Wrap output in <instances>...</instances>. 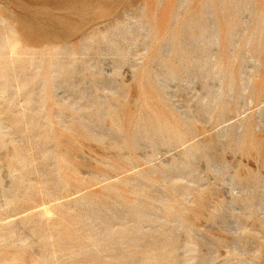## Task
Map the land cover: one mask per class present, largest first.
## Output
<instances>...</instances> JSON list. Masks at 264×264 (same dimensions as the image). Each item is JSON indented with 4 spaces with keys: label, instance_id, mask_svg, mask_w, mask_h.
<instances>
[{
    "label": "rangeland",
    "instance_id": "1",
    "mask_svg": "<svg viewBox=\"0 0 264 264\" xmlns=\"http://www.w3.org/2000/svg\"><path fill=\"white\" fill-rule=\"evenodd\" d=\"M0 264H264V0H0Z\"/></svg>",
    "mask_w": 264,
    "mask_h": 264
},
{
    "label": "water",
    "instance_id": "2",
    "mask_svg": "<svg viewBox=\"0 0 264 264\" xmlns=\"http://www.w3.org/2000/svg\"><path fill=\"white\" fill-rule=\"evenodd\" d=\"M206 161H207L208 164L211 165V166H212L213 163H214V162H213L214 160H213L211 157H209V156H206ZM198 162H199V161H197V163H198ZM196 168H197V167H196ZM233 187H235V186L233 185ZM235 188H236V187H235ZM236 189H237V188H236ZM117 219H118V218H117ZM90 224H91L93 227H97V225H95V224L93 223V221H91ZM138 227L141 228V227H142V224H138ZM98 231L101 233V230H98ZM181 247H182V246H181Z\"/></svg>",
    "mask_w": 264,
    "mask_h": 264
}]
</instances>
